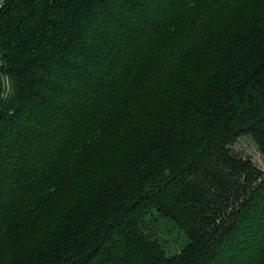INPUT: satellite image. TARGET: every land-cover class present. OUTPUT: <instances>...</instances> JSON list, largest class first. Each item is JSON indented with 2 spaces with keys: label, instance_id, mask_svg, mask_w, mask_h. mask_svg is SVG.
Segmentation results:
<instances>
[{
  "label": "trees",
  "instance_id": "trees-1",
  "mask_svg": "<svg viewBox=\"0 0 264 264\" xmlns=\"http://www.w3.org/2000/svg\"><path fill=\"white\" fill-rule=\"evenodd\" d=\"M0 264H264V0H0Z\"/></svg>",
  "mask_w": 264,
  "mask_h": 264
},
{
  "label": "rangeland",
  "instance_id": "rangeland-1",
  "mask_svg": "<svg viewBox=\"0 0 264 264\" xmlns=\"http://www.w3.org/2000/svg\"><path fill=\"white\" fill-rule=\"evenodd\" d=\"M235 151L251 157L253 162L264 170V153L258 148V145L249 134H241L232 144Z\"/></svg>",
  "mask_w": 264,
  "mask_h": 264
},
{
  "label": "water",
  "instance_id": "water-1",
  "mask_svg": "<svg viewBox=\"0 0 264 264\" xmlns=\"http://www.w3.org/2000/svg\"><path fill=\"white\" fill-rule=\"evenodd\" d=\"M2 84H3V82H2V79H1V77H0V94H1V92H2Z\"/></svg>",
  "mask_w": 264,
  "mask_h": 264
}]
</instances>
